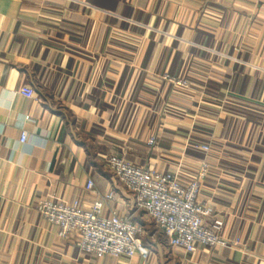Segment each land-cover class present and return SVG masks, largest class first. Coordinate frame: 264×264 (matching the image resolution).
I'll use <instances>...</instances> for the list:
<instances>
[{
  "label": "crops",
  "instance_id": "1",
  "mask_svg": "<svg viewBox=\"0 0 264 264\" xmlns=\"http://www.w3.org/2000/svg\"><path fill=\"white\" fill-rule=\"evenodd\" d=\"M108 156L184 184L207 163L226 246L152 233L143 260L60 240L38 202L112 192L105 214L129 213ZM0 264H264V0H0Z\"/></svg>",
  "mask_w": 264,
  "mask_h": 264
},
{
  "label": "built area",
  "instance_id": "2",
  "mask_svg": "<svg viewBox=\"0 0 264 264\" xmlns=\"http://www.w3.org/2000/svg\"><path fill=\"white\" fill-rule=\"evenodd\" d=\"M176 84L187 86L181 81ZM20 95L34 98L29 90H21ZM26 139V133H21L20 142L25 143ZM155 142L154 137L150 138L148 146ZM201 149L209 151L208 146ZM104 168L130 196L129 213L105 214L107 204L114 197L112 192L96 199L89 208L79 202L71 205L38 202L37 213L56 228L60 240L75 236L76 247L87 255L124 259L139 256L146 260L149 249L142 243L146 227L135 219L137 214H142L165 245L179 248L186 255H193L200 247L226 246L221 238L223 221L214 219L211 207L199 199L200 181L209 170L207 163H202L197 177L185 184L172 173L138 167L116 156L106 157ZM85 190L95 193L92 180L87 181Z\"/></svg>",
  "mask_w": 264,
  "mask_h": 264
},
{
  "label": "rangeland",
  "instance_id": "3",
  "mask_svg": "<svg viewBox=\"0 0 264 264\" xmlns=\"http://www.w3.org/2000/svg\"><path fill=\"white\" fill-rule=\"evenodd\" d=\"M145 223L141 222L143 225H145L146 227V235L144 236L143 240H142V243L144 245V242L147 240V241H150L152 239V237H150L151 235L150 234H156V239L153 240L154 241H160L163 243L162 239L160 238L159 234L156 233V229L154 228V226H152L149 222H147V220L145 219ZM151 242V241H150Z\"/></svg>",
  "mask_w": 264,
  "mask_h": 264
}]
</instances>
